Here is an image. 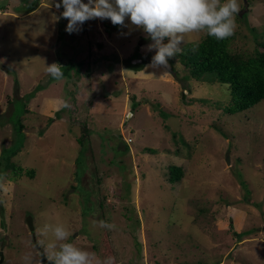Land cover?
Instances as JSON below:
<instances>
[{"label": "rangeland", "instance_id": "1", "mask_svg": "<svg viewBox=\"0 0 264 264\" xmlns=\"http://www.w3.org/2000/svg\"><path fill=\"white\" fill-rule=\"evenodd\" d=\"M57 3L0 0V264H48L45 224L115 264H264V101L227 113V86L177 57L144 74L155 52L130 20L69 34ZM238 3L231 49L252 52L264 0ZM173 166L182 181H169Z\"/></svg>", "mask_w": 264, "mask_h": 264}, {"label": "clouds", "instance_id": "2", "mask_svg": "<svg viewBox=\"0 0 264 264\" xmlns=\"http://www.w3.org/2000/svg\"><path fill=\"white\" fill-rule=\"evenodd\" d=\"M61 7L60 18L68 21L66 32L69 34L78 32L90 20H110L114 26L121 27L127 26L125 22L130 20L132 26L142 30L145 38L152 41L146 51L155 52L150 64L142 71L144 74L148 67L168 68L169 58L177 56L185 37L193 33H204L217 40L231 37L236 29L235 17L240 12L238 0H87V3L61 0L56 8ZM62 69L61 65L53 63L46 67V72L59 80L63 77ZM0 191L5 194L9 191L2 179ZM100 226L115 228L104 221ZM35 231L41 255L46 257L48 264H115V257L102 259L95 252L67 242L71 233L62 224H45ZM22 259L31 264L30 255L26 254Z\"/></svg>", "mask_w": 264, "mask_h": 264}, {"label": "trees", "instance_id": "3", "mask_svg": "<svg viewBox=\"0 0 264 264\" xmlns=\"http://www.w3.org/2000/svg\"><path fill=\"white\" fill-rule=\"evenodd\" d=\"M254 1L261 0H246L248 3ZM235 36L236 33L227 39L217 40L206 35L199 43L183 46L176 56L193 78L214 76L217 82L227 86L232 97L231 106L227 109L229 114L250 110L264 101V42H257L258 47L252 52L233 51L231 43ZM87 137L85 126L79 143ZM184 175L183 167L173 166L169 170V181L180 182Z\"/></svg>", "mask_w": 264, "mask_h": 264}, {"label": "water", "instance_id": "4", "mask_svg": "<svg viewBox=\"0 0 264 264\" xmlns=\"http://www.w3.org/2000/svg\"><path fill=\"white\" fill-rule=\"evenodd\" d=\"M27 224H28V227H29L30 231L33 232L34 231V225H33V219L31 217H29L27 219ZM42 259H43V261H46V257L42 256Z\"/></svg>", "mask_w": 264, "mask_h": 264}, {"label": "built area", "instance_id": "5", "mask_svg": "<svg viewBox=\"0 0 264 264\" xmlns=\"http://www.w3.org/2000/svg\"><path fill=\"white\" fill-rule=\"evenodd\" d=\"M129 143H131L132 142V140L131 139H129V141H128Z\"/></svg>", "mask_w": 264, "mask_h": 264}]
</instances>
